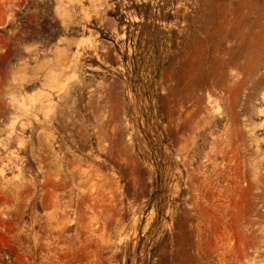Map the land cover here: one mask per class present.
Returning a JSON list of instances; mask_svg holds the SVG:
<instances>
[{
	"label": "rangeland",
	"instance_id": "1",
	"mask_svg": "<svg viewBox=\"0 0 264 264\" xmlns=\"http://www.w3.org/2000/svg\"><path fill=\"white\" fill-rule=\"evenodd\" d=\"M143 2L0 0V264H264V0Z\"/></svg>",
	"mask_w": 264,
	"mask_h": 264
},
{
	"label": "trees",
	"instance_id": "2",
	"mask_svg": "<svg viewBox=\"0 0 264 264\" xmlns=\"http://www.w3.org/2000/svg\"><path fill=\"white\" fill-rule=\"evenodd\" d=\"M143 1H144V0H141L142 3L139 4V5H137V6H135V13H136L137 16L142 20L141 22L136 23V25H140V26L143 27V29L141 30V35H142V37H143V34H144V32H145V29H144V28H145L146 25L150 22V20H151L152 18H154V17H152V15H151V2H149V3H145V2H143ZM163 2H164V1H163ZM163 5H165V3L159 6L160 13H159L158 16L155 15V16H156L155 18H156L157 20H162V19H164V18H167L168 20H171V18H172L171 15H164V16H163V11H165V9H166V7H164Z\"/></svg>",
	"mask_w": 264,
	"mask_h": 264
}]
</instances>
